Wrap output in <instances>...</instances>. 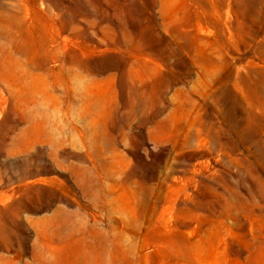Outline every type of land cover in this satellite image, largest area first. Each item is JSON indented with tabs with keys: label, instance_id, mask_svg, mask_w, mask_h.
Wrapping results in <instances>:
<instances>
[{
	"label": "rangeland",
	"instance_id": "1",
	"mask_svg": "<svg viewBox=\"0 0 264 264\" xmlns=\"http://www.w3.org/2000/svg\"><path fill=\"white\" fill-rule=\"evenodd\" d=\"M0 264H264V0H0Z\"/></svg>",
	"mask_w": 264,
	"mask_h": 264
},
{
	"label": "bare ground",
	"instance_id": "2",
	"mask_svg": "<svg viewBox=\"0 0 264 264\" xmlns=\"http://www.w3.org/2000/svg\"><path fill=\"white\" fill-rule=\"evenodd\" d=\"M18 81V80H17ZM18 86V85H17ZM33 100H34V98H33Z\"/></svg>",
	"mask_w": 264,
	"mask_h": 264
}]
</instances>
